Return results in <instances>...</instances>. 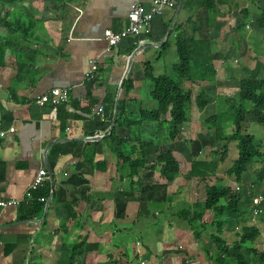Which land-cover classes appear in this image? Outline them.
<instances>
[{
	"label": "crops",
	"instance_id": "obj_1",
	"mask_svg": "<svg viewBox=\"0 0 264 264\" xmlns=\"http://www.w3.org/2000/svg\"><path fill=\"white\" fill-rule=\"evenodd\" d=\"M206 1L178 0L175 7L156 17L139 37H130L115 47L109 46L105 40L106 32L121 33L127 25L132 4H139L149 11L152 0L5 2L6 7L20 9L37 23L35 37L27 44L29 48L21 47L22 52L30 57L23 76L18 78L14 68H0V129L7 131L6 136L0 138V203H18L11 207L0 206V264H77L78 255L86 258L87 262L92 260V263L100 264L107 252L120 249L125 242L144 241L141 237L148 232V236L143 238L146 242L150 240L149 246L155 250V245H160L163 255L156 251L150 253L152 248L147 249L148 253L133 248L132 253L134 250L135 253L132 257L127 252V264H139L145 258L151 264L154 257L163 263L166 260V264H214L212 258L217 250L209 238L212 233L206 232V228H214L211 226L213 214L206 212L204 216L201 240L206 232L208 235H204L208 237V242L197 240L198 246L202 247L196 249L194 246L197 244L191 241L193 234L190 227L176 217L182 210L176 213L172 210L174 203L179 201L189 205L188 209H197L198 203L192 199L204 183L199 179L187 182L181 177L173 184H167L156 173L140 171L142 189L139 203L135 202L128 181L121 179L117 173L116 156L103 141L113 131L112 122L107 119L104 110L113 106L115 113L117 99L118 106L120 101L125 102L126 115L131 119H138L142 111L158 109L157 102L152 98L154 84L145 79L146 65H151L155 77L170 72L178 62L177 48L171 38L175 39L177 28L181 25L186 24L188 38L213 41L211 47H201V54H207L215 67L216 82L214 85L200 82L194 86L196 92L201 88L206 90L209 101L203 112L198 111L202 124L217 113L222 98L238 94L239 82L247 77L245 69L252 71L257 62L264 64V31L256 27L259 18L257 8L262 4L261 0H214L209 11L205 10ZM246 3L252 7L249 11L247 7L243 9ZM210 12H214L213 18H203ZM248 18L250 22H247ZM202 19L203 23L199 24ZM211 19L216 26L206 25ZM189 20L195 24L187 25ZM4 36L6 32L0 29V45ZM259 38L263 47L257 50L255 46ZM168 40H172L170 44L173 42L174 47L171 44L163 48ZM145 44L155 46L145 48L133 58L124 81V84L130 83L128 91L123 87L120 90L130 57ZM133 45H136L134 50ZM91 62L95 63L97 73L89 80ZM261 78L264 79V74ZM53 89L68 90L69 101L56 108L51 104L37 106L35 98ZM100 107H103V116L98 114ZM165 118L162 120L166 122ZM165 122L142 125V138L154 143L148 149L150 159L164 148L187 165L208 160L207 156L194 158L196 150L204 145L191 149L193 147L186 141L184 127L180 139L169 142ZM11 129L14 132H9ZM116 133L123 140L130 138L127 128H119ZM201 133L203 136L207 134L205 131ZM243 133L252 136L254 145L264 153V124L249 116L243 123ZM95 138L96 141H92ZM232 146L236 150V144ZM212 151H215L214 146ZM91 159L95 163H106L105 171H99L89 161ZM42 170L47 172L48 180L39 189L32 190L31 186ZM134 180L137 181V178ZM219 181L236 189L241 198L243 215L231 218L232 223L224 227L221 238L230 245L237 240V232L242 225L253 227L257 236L245 245L243 254L249 264H261L260 256L264 255V208L254 223L252 212L253 199L264 194V160L256 158L239 183L235 177L227 174L222 177L217 173L211 185ZM177 183H180L178 189H182V193L168 203V194H178L168 188L176 187ZM203 191L204 199L205 186ZM47 193L40 211V199ZM158 203L162 205L161 212L154 206ZM47 204L48 211L43 220ZM68 208H71L75 218L71 219ZM209 214L212 216L210 222L207 219ZM128 222L138 223L143 228L135 240L129 236ZM175 230L185 232L189 239L192 249L186 256L167 251L166 240L175 236ZM232 230L236 233L230 242L228 236ZM166 231L170 232L168 238L164 237ZM49 232L52 240L47 239ZM159 232H162L160 241L156 238L152 240ZM80 245V250L74 252V248ZM178 249L182 251L185 247L179 246ZM88 256H91L90 260Z\"/></svg>",
	"mask_w": 264,
	"mask_h": 264
},
{
	"label": "trees",
	"instance_id": "obj_2",
	"mask_svg": "<svg viewBox=\"0 0 264 264\" xmlns=\"http://www.w3.org/2000/svg\"><path fill=\"white\" fill-rule=\"evenodd\" d=\"M52 1L61 2V0ZM213 1L205 2V10H212ZM250 1L255 2L256 0ZM261 2L262 4L257 8L259 18L256 20V27L264 31V0ZM10 9V6L6 7L5 4L0 6V29L6 32V36L2 40L3 44L0 45V68H14L19 78L26 72L25 64L30 59L26 53L22 52L21 47L29 48L27 44L33 36L35 37L37 22L32 17L24 15L20 9ZM187 23L189 26L195 24L193 20H189ZM185 31L186 24L177 28L178 34L174 42L177 48L178 62L172 67V74L155 77L151 65H146L145 79L154 84L152 98L157 102L158 109L152 112L142 111L138 119H131L126 115L125 102L120 101L115 127L103 141L116 156L117 173L120 174L121 179L128 181L131 191L135 195V202L139 203L140 189H142L140 171L156 173L167 184H173L181 177L187 182L199 179L201 183H204L205 202L203 208L194 213L190 209H184L176 217L190 227L196 240H200L203 226H205V213L211 212L213 214L211 226L213 225L216 231L209 238L217 250L212 258L213 263L249 264L243 254V249L252 237L257 236V231L253 227L242 225L234 243L229 245L221 238L224 227L232 223L231 218L243 216L240 206L241 198L236 193V189H232L220 181L211 185V181L216 178L219 164L225 162L231 144H236L238 154L232 167L227 171V175L235 177L238 183L256 158L264 160V153L254 145V138L243 133V123L249 116H254L260 124H264V79L261 78V75L264 74V64L257 62L252 71L245 69L247 77L239 82L238 94L235 97L222 98L217 106V113L203 122L207 134L214 139L216 149L212 153L215 157L219 156V162L194 161L189 166H183L169 150L164 148L159 149L156 157L150 159L148 149L154 143L145 141L141 136V128L144 123H163L165 121L162 119L166 117L167 140L175 142L180 139L181 129L190 119L192 106H195L199 112H203L209 106L206 90L201 88L195 93V96L193 91L194 86H198L200 82L209 85H214L216 82L215 67L211 64L206 53V55L201 54V47L208 46V42L188 38ZM169 45L170 41L168 40L163 48ZM135 48L136 45H133L132 50ZM33 58L35 57L33 56ZM129 85V82H125L123 86L125 91H128ZM104 111L107 119L112 122L113 106ZM119 128L129 130V140H123L117 135L116 131ZM230 128H233V132H229ZM89 161L99 171H105L107 167L106 163H95L93 159ZM135 178L137 181L134 180ZM173 195L168 197L170 201ZM47 197L48 193L40 199L42 205L40 211H42ZM155 205L161 212L162 205L159 203ZM68 211L71 219L75 218L71 208H68ZM80 247L82 246L75 247L74 252L76 249L80 250ZM260 263L264 264V255L260 256Z\"/></svg>",
	"mask_w": 264,
	"mask_h": 264
},
{
	"label": "rangeland",
	"instance_id": "obj_3",
	"mask_svg": "<svg viewBox=\"0 0 264 264\" xmlns=\"http://www.w3.org/2000/svg\"><path fill=\"white\" fill-rule=\"evenodd\" d=\"M5 2H7V0H0V4L2 3V4H5ZM249 8V9H252V7L248 4V3H246L245 4V6L243 7V9H245V8ZM256 8V7H255ZM253 9H254V7H253ZM214 14V12H210V13H207V15H203V18H207L208 16H209V18H213L212 16H214L213 15ZM203 21H204V19H202V20H199V24H202L203 23ZM247 22H250V19L248 18L247 19ZM207 23L208 24H206V25H209V26H212V25H217V24H215V21L213 20V19H211L210 21H207ZM213 28V27H212ZM206 29H207V26H206ZM198 36H200V33H198L197 34ZM256 39H257V37H255ZM172 40H173V42H174V38H171ZM172 40H170V41H172ZM261 39L259 38V40H258V42H257V44H256V48L255 49H257V50H260V48H262L263 46L261 45L262 44V40L260 41ZM173 42H171V44H172V47H174V45H173ZM212 40H208V47H211L212 46ZM170 44V45H171ZM174 44H175V42H174ZM197 69H199V68H197ZM172 70V69H171ZM171 70H170V72H166V74L168 75V74H172V72H171ZM187 87H188V85H187ZM211 90V89H210ZM212 90H213V88H212ZM194 91V96H195V93H196V89L195 90H193ZM212 95H213V97H215V94L212 92ZM209 98H210V94H209ZM213 99V98H212ZM190 119H191V121L189 120L188 122H187V124L188 123H190L191 122V124H189L188 126H184V129L186 130V141H189L190 143H191V145H192V147L193 148H191V149H195L196 147H198L199 145H204L203 147H201L200 149H197L196 150V154H195V156H194V158L195 159H197V156L199 157V156H201V157H203V156H207L208 158V160H206V162H210V161H213V162H219V156H217V157H215L214 155H213V151H212V148H213V146H214V148L216 149V147H215V143H214V139L210 136V135H208V134H204V136L203 135H201L202 133L201 132H207L206 131V129L204 128V126H203V124L202 123H200L201 122V120L203 121V119H201L200 118V115H199V113H198V110H197V108L195 107V106H192V108H191V112H190ZM262 125V124H261ZM195 127H196V129H195ZM233 130V128H230V130H229V132H233L232 131ZM197 131V132H196ZM201 133V134H200ZM201 137H202V139H201ZM196 138H198V140L197 141H195V139ZM232 145V144H231ZM211 150V151H210ZM200 152L201 153H203V154H200ZM237 154H238V152H236V150H235V148H234V146H232V147H230V151H229V154H228V156H227V158H226V160H225V162L224 163H222V164H219V167H218V170L219 171H217V173L220 175V176H226V174H227V171L229 170V168L233 165V163H234V160H235V158L237 157ZM200 157V158H201ZM194 159V160H195ZM181 163H182V165L183 166H189V165H187V162H185L184 160H181L180 161ZM200 183V182H199ZM180 183H177L176 184V187L173 185L172 187H170V188H168V189H172V190H175V191H177V193L178 194H174L173 195V198L171 199V201L168 199V203H171L172 201H174L175 199H176V197H177V195H179L180 196V194L182 193V189L181 190H179L178 189V185H179ZM200 185V184H199ZM203 186H202V189H201V191L199 192V191H197V194H196V192H195V194H196V196L194 197V199H192V200H196V203H198L197 204V209L196 208H194V209H190V211L192 212V213H194L195 211L196 212H199L200 211V209H201V206H202V204H203V200H205V196H204V199H203V195H204V191H203V189H204V186H205V184H202ZM170 192H172V191H170ZM175 193V192H174ZM168 196H171V194H168ZM144 202H145V199H144ZM189 208V205H187L185 202H178V203H174V205L172 206V210H173V212L174 213H176V212H178V211H181V210H184V209H188ZM211 214H209V217H207V219H209L208 220V222H210L211 221ZM135 219V218H134ZM177 221V220H176ZM140 222H141V220H140ZM128 225H127V227H128V229H130V231L128 230V233H129V236H130V238H132V240L134 239L135 240V238L136 237H138V232H141L142 231V227H139V224L138 223H136V224H132V223H127ZM141 225V224H140ZM209 225V224H208ZM228 228H230L229 226H228ZM176 231V230H175ZM194 231V230H193ZM176 232H178V233H180V235H177L176 234ZM176 232H174L175 233V236L173 237V236H171V239H167L168 237H170V232L169 231H166L165 232V236L164 237H167L166 239V242L168 243V248H167V251H168V253H175V255H183V256H186L187 254H189V253H191L190 251H191V249L192 248H190V243H189V239H188V237H187V235H186V233L185 232H180V231H176ZM206 232H208V233H212V234H214L215 233V229L214 228H206ZM206 232L204 233V234H206ZM143 233V232H142ZM149 233V232H148ZM148 233L146 234H143L142 236L143 237H147L148 236ZM235 233H236V231L234 230H232V232H230V234H229V236H228V241H233L234 240V238H235ZM161 234H162V232H159L152 240H154L155 238H156V240H158V241H160V236H161ZM192 234H193V232H192ZM203 234V240H201V241H203L204 243L205 242H208V237L206 236V235H208V234H206V235H204ZM151 236V235H150ZM128 236H126V238H127ZM143 237H141V239L142 240H144V241H139V240H136L134 243H132V242H125L124 243V246H122L120 249H117V250H115V251H113V250H110L111 252H107V255H106V257H105V260H104V262H102V263H100V264H110V263H117V264H127V258H128V253H130L129 255H130V257H132V254H134L135 253V250L136 249H138L141 253H145V251L147 252V249L148 250H150L151 248H152V246H149L150 244V240H147V242L145 241V239L143 238ZM82 238V237H81ZM48 240H52V237H51V234H50V232L48 233V238H47ZM83 239V238H82ZM46 241V240H45ZM191 241L194 243V244H197V246L195 247L194 246V248H196V249H201V247H200V245L198 246V242H197V240L195 239V237H194V235H193V238L191 239ZM52 242V241H51ZM50 242V243H51ZM137 242H139V244H136ZM202 242V243H203ZM53 244V243H52ZM51 244V245H52ZM181 244V245H180ZM179 246H182V247H185V249L184 250H182V251H180L179 249H178V247ZM155 247H156V250L154 249V248H152L151 250H150V253H152L153 251H156L157 253H159V254H162L163 255V253L162 252H160L161 251V247H160V245H155ZM133 248H135V250H134V252L132 253V249ZM157 249H159V251L157 250ZM121 252H124L123 254L121 253ZM128 252V253H127ZM149 252V251H148ZM147 252V253H148ZM149 255V254H148ZM84 256V255H83ZM111 257V258H110ZM81 258V259H80ZM89 260L91 259V256H88L87 257ZM143 258H145V255H144V257ZM149 258V257H148ZM77 259H78V262H77V264H95V263H92V260H90V262H87V261H85V259L86 258H84V257H81V255H78L77 256ZM82 260V261H81ZM123 261V262H122ZM143 261H145L146 262V264H149L148 262V260L145 258ZM166 262V260L164 261V263L163 262H161V261H159V260H157L155 257L154 258H152V261H151V264H166L165 263ZM41 264H48L47 262L45 263V262H42ZM49 264H50V262H49Z\"/></svg>",
	"mask_w": 264,
	"mask_h": 264
},
{
	"label": "built area",
	"instance_id": "obj_4",
	"mask_svg": "<svg viewBox=\"0 0 264 264\" xmlns=\"http://www.w3.org/2000/svg\"><path fill=\"white\" fill-rule=\"evenodd\" d=\"M178 0H152L149 11H146L139 4H132L128 16L127 25L121 33L106 32L105 40L109 46H118L124 40L130 37H139L152 23L156 17H161L166 9H172L177 5ZM97 73V67L95 63L91 62V72L88 74V79L91 80ZM69 101V92L66 89H53L47 94L39 95L35 98V103L39 107H45L47 104H51L54 108L59 105L66 104ZM98 114L103 116V107H100ZM14 132V129L9 130ZM7 131L0 129V138H4ZM48 180L47 172L42 170L38 173L33 185L32 190H37L43 186ZM239 191V190H238ZM254 209L252 212V222L262 215L264 208V194L257 196L253 199ZM18 205L17 202H1L0 206L11 207ZM139 264H146L145 261H141Z\"/></svg>",
	"mask_w": 264,
	"mask_h": 264
},
{
	"label": "water",
	"instance_id": "obj_5",
	"mask_svg": "<svg viewBox=\"0 0 264 264\" xmlns=\"http://www.w3.org/2000/svg\"><path fill=\"white\" fill-rule=\"evenodd\" d=\"M169 33H170V32H169ZM152 46H155V45H153V44H145V45L139 46V47L133 52L132 56H131L130 59H129L128 68H127V71H126V73H125V75H124V78H123V80H122V83H121V86H120V90L122 89L123 84H124V81H125V79L127 78V75H128V73H129V70H130L131 65H132L133 58H134L137 54H139L141 51H143L145 48H147V47H152ZM118 100H119V99H117V101H116V105H115V113H114L113 121H112V124H111V130L114 129L115 124H116V121H117ZM97 140H98V139H97ZM92 141H96V138H95V139H92ZM47 170H48V174H49V176H50L51 181H53V176H52V173H51L50 169L47 168ZM48 204H49V202H48ZM48 204H47L46 209H45V212H44L43 220L46 218V215H47Z\"/></svg>",
	"mask_w": 264,
	"mask_h": 264
}]
</instances>
